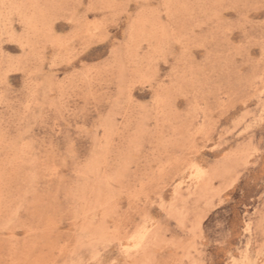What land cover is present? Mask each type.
Returning a JSON list of instances; mask_svg holds the SVG:
<instances>
[{"label":"rangeland","instance_id":"374dc122","mask_svg":"<svg viewBox=\"0 0 264 264\" xmlns=\"http://www.w3.org/2000/svg\"><path fill=\"white\" fill-rule=\"evenodd\" d=\"M0 264H264V0H0Z\"/></svg>","mask_w":264,"mask_h":264}]
</instances>
